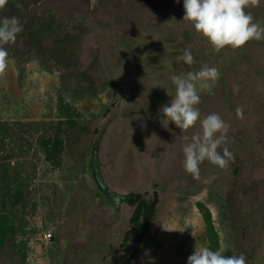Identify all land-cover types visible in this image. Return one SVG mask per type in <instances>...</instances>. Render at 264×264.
I'll use <instances>...</instances> for the list:
<instances>
[{"label": "rangeland", "instance_id": "rangeland-1", "mask_svg": "<svg viewBox=\"0 0 264 264\" xmlns=\"http://www.w3.org/2000/svg\"><path fill=\"white\" fill-rule=\"evenodd\" d=\"M26 1L28 14H18L6 0L0 20L50 10L60 37L71 41L57 59L50 50L16 54L21 39L5 45L0 264H187L195 247L210 244L202 206L218 250L264 264V40L214 51L183 20V0ZM245 11L264 24V0ZM185 49L192 65L177 60ZM204 65L220 78L196 107L201 118L217 113L229 125L217 151L227 147L234 159L224 169L205 160L194 179L182 149L202 132L199 120L188 130L166 128L159 110L175 96L171 76ZM94 167L112 191L138 194L148 209L157 196L120 263L138 203L115 209L96 188Z\"/></svg>", "mask_w": 264, "mask_h": 264}, {"label": "clouds", "instance_id": "clouds-1", "mask_svg": "<svg viewBox=\"0 0 264 264\" xmlns=\"http://www.w3.org/2000/svg\"><path fill=\"white\" fill-rule=\"evenodd\" d=\"M5 2L0 0V6ZM175 2L180 3V0ZM258 3L259 0H183V20L192 22L196 32L207 39L214 51L219 52L225 46L236 49L251 40H264V24L253 22L252 14L245 11L250 4L256 6ZM22 31L18 18L0 20V74L7 68L8 51L5 45L14 43L17 34ZM177 60L188 65L194 63V57L188 49ZM219 78V69L208 65L202 66L199 71L172 75L175 96L159 110L162 113L161 123L166 128L172 122L181 130H188L199 120L202 132L193 135L182 149L183 167L194 179L200 178L199 166L205 160L224 169L234 159L227 147H224L223 154L217 151L226 140L229 125L217 113L201 118L196 107L200 103V93L212 94L213 85ZM236 115L243 118L241 107H237ZM187 264H246V258L243 254L227 256L221 250L200 246L195 247L188 256Z\"/></svg>", "mask_w": 264, "mask_h": 264}, {"label": "trees", "instance_id": "trees-1", "mask_svg": "<svg viewBox=\"0 0 264 264\" xmlns=\"http://www.w3.org/2000/svg\"><path fill=\"white\" fill-rule=\"evenodd\" d=\"M9 8L13 12H17L18 14H28L27 10V1L26 0H7ZM23 22H20L23 28V31L17 34L16 42L22 45V48L16 51L18 53H26L29 51H38L41 52L43 50L53 51V58H63V56L68 52V47L71 39L68 34H63L60 37L59 28L56 23H54V18L50 10L43 11L41 15H32L31 17H27L23 19ZM21 39V43H20ZM19 51V52H18ZM62 104V100L60 101ZM63 109L66 107L62 106ZM98 140H96L95 146L93 149H97ZM96 158V153H92ZM121 196L122 202L134 203L137 202V216L135 222V229L139 224H141V229L138 238L136 239V243L134 248L137 246L138 241L141 239L143 233V227L148 221V214H152L155 209L157 196L155 195L154 200L151 203L150 209L147 208L146 201L140 198V195L135 193L129 194H119ZM203 218L205 221L206 229L208 231V237L210 239L209 248L212 250H218L219 244L217 241V232L214 228V224L211 219V214L209 210L203 208ZM134 229V230H135ZM133 230V231H134ZM133 233V232H132Z\"/></svg>", "mask_w": 264, "mask_h": 264}, {"label": "water", "instance_id": "water-1", "mask_svg": "<svg viewBox=\"0 0 264 264\" xmlns=\"http://www.w3.org/2000/svg\"><path fill=\"white\" fill-rule=\"evenodd\" d=\"M92 153H97L96 149L92 150ZM91 177L92 180L94 181L96 188L107 198L109 199L114 208L119 210L121 204H122V197L119 196L118 193L112 191L102 180L99 170L97 167H94L92 169V173H91ZM140 229H141V224H139L137 226V228L135 229V231L132 234L131 240L128 244H126L121 251L116 255V260L118 263L122 262L123 260H125L127 258V256L129 255V253L131 252L132 248L135 246L136 243V239L139 236L140 233Z\"/></svg>", "mask_w": 264, "mask_h": 264}, {"label": "built area", "instance_id": "built-area-1", "mask_svg": "<svg viewBox=\"0 0 264 264\" xmlns=\"http://www.w3.org/2000/svg\"><path fill=\"white\" fill-rule=\"evenodd\" d=\"M49 236H50V234H49Z\"/></svg>", "mask_w": 264, "mask_h": 264}]
</instances>
